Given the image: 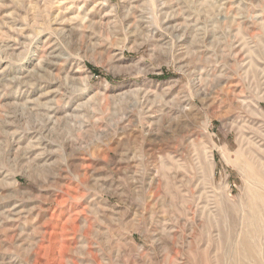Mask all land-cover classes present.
Returning a JSON list of instances; mask_svg holds the SVG:
<instances>
[{
    "label": "rangeland",
    "instance_id": "rangeland-1",
    "mask_svg": "<svg viewBox=\"0 0 264 264\" xmlns=\"http://www.w3.org/2000/svg\"><path fill=\"white\" fill-rule=\"evenodd\" d=\"M0 264H264V0H0Z\"/></svg>",
    "mask_w": 264,
    "mask_h": 264
},
{
    "label": "bare ground",
    "instance_id": "bare-ground-1",
    "mask_svg": "<svg viewBox=\"0 0 264 264\" xmlns=\"http://www.w3.org/2000/svg\"><path fill=\"white\" fill-rule=\"evenodd\" d=\"M251 152H252V151H251ZM249 159H250V158H249ZM245 165H247V164H245ZM247 166H248V165H247ZM245 167H246V166H245ZM247 168L250 169L251 167H247ZM251 170H252V169H251ZM244 171H245V170H244ZM249 175H250V174H249ZM253 191H254V190H253ZM253 191H252V192H253ZM256 191H257V190H256ZM255 193H256V192H255ZM255 193H254V194H255ZM258 194H259V193H258ZM251 196H253V195H251ZM254 197H255V195H254ZM250 198H251V197H250ZM255 198H256V197H255ZM261 198H262V197H261ZM252 199H253V198H252ZM253 200H255V199H253ZM261 200H263V199H261ZM248 203H249V202H248ZM254 203H255V202H254ZM251 205H252V203H251ZM248 208H249V207H248ZM250 208H251V207H250ZM249 210H250V212H251V209H249ZM250 212H249V213H250Z\"/></svg>",
    "mask_w": 264,
    "mask_h": 264
}]
</instances>
